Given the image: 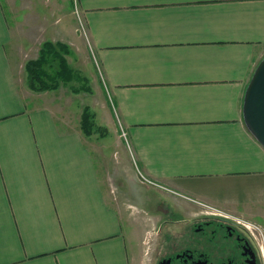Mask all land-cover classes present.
<instances>
[{
  "label": "crops",
  "instance_id": "1",
  "mask_svg": "<svg viewBox=\"0 0 264 264\" xmlns=\"http://www.w3.org/2000/svg\"><path fill=\"white\" fill-rule=\"evenodd\" d=\"M33 1L0 0V264H138L152 179L264 233V147L243 113L264 0H75L126 133L117 170L28 93L18 49L32 11L47 24Z\"/></svg>",
  "mask_w": 264,
  "mask_h": 264
},
{
  "label": "rangeland",
  "instance_id": "2",
  "mask_svg": "<svg viewBox=\"0 0 264 264\" xmlns=\"http://www.w3.org/2000/svg\"><path fill=\"white\" fill-rule=\"evenodd\" d=\"M36 2L41 3V11L43 4L46 7L47 24L44 25L42 13L41 17H38L32 11L33 38L36 39L33 40L31 49L24 51L20 46L18 49L19 63L24 65L21 68L24 74L20 73V75L28 86V93L33 96L32 98H36L37 102L56 105L64 119L83 131L94 153L100 158L107 157L109 168L113 169L114 166L117 170V165L120 167L118 157L121 154V144L127 146L126 137L116 129L117 118L113 107L109 104L110 99L102 83L100 68L78 18L77 1L38 0ZM43 53L47 58H53L56 54L64 58L71 74L44 78L43 82L37 85L38 88H35L32 86V75L27 68L31 61L37 60ZM113 174L116 173L110 171V175ZM152 180L161 187L169 185L167 180ZM161 187H153L158 191L151 189L152 194L161 201L168 200L169 196L161 195L160 192L163 193ZM211 212L224 214L213 210H210ZM249 227H253V223ZM256 232L261 235L260 232ZM142 233L143 230L140 232L141 238ZM138 245V264H144L141 259V248Z\"/></svg>",
  "mask_w": 264,
  "mask_h": 264
},
{
  "label": "flooded vegetation",
  "instance_id": "3",
  "mask_svg": "<svg viewBox=\"0 0 264 264\" xmlns=\"http://www.w3.org/2000/svg\"><path fill=\"white\" fill-rule=\"evenodd\" d=\"M146 205L139 244L144 264H264L260 236L239 217L209 212L192 198ZM184 210H193L184 213Z\"/></svg>",
  "mask_w": 264,
  "mask_h": 264
},
{
  "label": "water",
  "instance_id": "4",
  "mask_svg": "<svg viewBox=\"0 0 264 264\" xmlns=\"http://www.w3.org/2000/svg\"><path fill=\"white\" fill-rule=\"evenodd\" d=\"M253 73L244 98V120L264 147V59Z\"/></svg>",
  "mask_w": 264,
  "mask_h": 264
},
{
  "label": "trees",
  "instance_id": "5",
  "mask_svg": "<svg viewBox=\"0 0 264 264\" xmlns=\"http://www.w3.org/2000/svg\"><path fill=\"white\" fill-rule=\"evenodd\" d=\"M27 69L29 74L32 75V86L35 88H38L37 85L43 82L44 78L71 74L67 62L57 54L53 58H47L46 54L43 53L40 58L31 61Z\"/></svg>",
  "mask_w": 264,
  "mask_h": 264
},
{
  "label": "built area",
  "instance_id": "6",
  "mask_svg": "<svg viewBox=\"0 0 264 264\" xmlns=\"http://www.w3.org/2000/svg\"><path fill=\"white\" fill-rule=\"evenodd\" d=\"M83 29H84V32H86V28H85V25H83ZM126 135V133H124V136ZM207 207H209L211 210H213V211H216V212H220L221 213V211L219 210V209H216V208H214L213 206H207ZM244 224L246 225V226H248L249 227V225H251V223H249V222H247V223H245L244 222ZM247 224H249V225H247ZM253 227H254V229L256 230V231H260V232H262V230L260 229V227H258L257 225H255V224H253ZM253 227H249V228H252L253 229ZM253 229V230H254ZM262 251H263V254H264V245H262Z\"/></svg>",
  "mask_w": 264,
  "mask_h": 264
}]
</instances>
